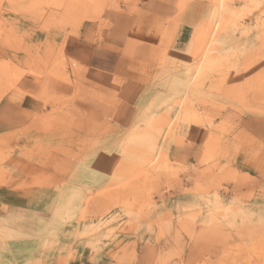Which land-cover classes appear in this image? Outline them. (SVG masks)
<instances>
[{
	"label": "rangeland",
	"instance_id": "1",
	"mask_svg": "<svg viewBox=\"0 0 264 264\" xmlns=\"http://www.w3.org/2000/svg\"><path fill=\"white\" fill-rule=\"evenodd\" d=\"M151 2L0 0V107L20 81H58L65 46L82 55L66 58V99L60 106L49 89L44 120H12L2 135L14 114H0V211L13 213V195L29 198L34 214L6 216L15 233L5 239L33 246L30 230L46 219L44 230L60 231L48 242L50 264H264V0ZM170 7L195 23L194 50L128 58L129 73L115 83L146 86L135 124L75 121V88L93 77L90 60H121L98 55L96 40L76 48L81 22L107 30L116 16L136 20L135 9ZM149 20L138 24L157 27ZM6 259L39 263L30 253Z\"/></svg>",
	"mask_w": 264,
	"mask_h": 264
},
{
	"label": "crops",
	"instance_id": "2",
	"mask_svg": "<svg viewBox=\"0 0 264 264\" xmlns=\"http://www.w3.org/2000/svg\"><path fill=\"white\" fill-rule=\"evenodd\" d=\"M134 2L135 6L139 5L142 8L144 7V9H146V6L149 4L150 7H155V4L151 2V0H134ZM135 10L137 16L136 20L135 18L125 19L116 16L113 18L115 21L110 24L111 27L107 30H100L101 24L95 22V20L81 22L78 30L79 32L75 36L78 42L76 43V48L90 47L92 49V47H94L92 46L94 43L93 41L96 40L100 42L98 46L94 48L97 53H99L98 55L102 53L106 55V57H114L115 54L117 56L120 54L119 57H121V60L113 64H109L108 62L100 63L98 62L99 60L94 59L90 60L92 63L94 62L96 64H94L95 66L93 65L94 67L91 69V71L94 72L92 73L93 77L88 83H78V87L76 86L75 88L76 97L73 109L75 121L86 120L94 124L111 126L112 129L114 128L117 130H127L131 128L137 121L139 114L142 115L139 110L142 106V99L147 94V91L146 86L140 80L129 78L118 82V84L115 83L117 76L123 75L125 78V74L129 73L130 65L128 63V58H132L131 60L133 62H135L134 60L136 58L141 61L144 57L146 59L154 54L178 58L190 54L192 50H194L195 23L189 20L187 15L179 16L171 7L169 9L161 8L162 14L160 15L156 14L155 10L149 15H146V12L141 10V8ZM142 18L145 19V22L150 18L151 20L148 21V25H157V27H152L149 30L143 29L141 23L138 24L139 19ZM109 20L110 18L106 21L109 22ZM135 26H138V28H135ZM131 48L134 49L133 52H129ZM65 49L66 46L62 48V56L64 58L62 59L63 64L60 65V78L58 81L54 80V78H48L47 76L40 79L35 76L34 80L28 79L25 83L23 81L19 82L16 93L20 94L21 92H26L29 94L27 97H19V95L14 94L15 92H10L4 96L1 102L0 114H6L10 111L14 114V117L6 118L7 121L10 120V123L5 120V123H1L3 124L1 129L2 135H6L9 133H6V131L12 129V120H16L23 124L25 121L30 120H44L45 116L50 115L51 103L49 101V89H54L58 92L60 99L59 105H62L67 95V85L65 82L66 58L68 56L75 57L76 61L80 62L79 58L82 57L81 53L79 54L75 50L71 53H67ZM81 63H78V65H81ZM82 70L77 69L74 72H82ZM10 95H12V97H10ZM63 108L66 109V103H64ZM61 110L60 108V114L57 118L62 119L63 115V119H65L66 115L62 114ZM28 131L29 129H27V132ZM11 134L16 136L23 135H20V132H10V135ZM30 135L34 136L33 134H26L23 136ZM48 167L53 168L50 164ZM79 168L81 169V166ZM61 173L62 172L59 174ZM96 179V175H92L88 178V180H95L94 182H96ZM91 184L94 185L96 183ZM11 199L14 203L9 205V210L13 213L4 214L1 212L2 210L0 211V264H4V262L10 264V259L6 258L11 256L12 252L15 257L17 255L25 256L30 253L32 257L38 256V264H50L52 246L48 244V242L53 238L54 234L52 235V233H59V229L56 231H52L51 228L44 230L43 227L46 225L44 221L47 222V220H38L36 222L37 224H35L36 227L33 226L30 230L33 234V236H31L32 240L26 239V241L34 244L33 246H29L22 242L19 244V241L22 239H5L6 235L4 236V234H8V232L12 234L15 233V230L8 231L5 229L4 224L2 225V221L6 216H34L33 213L28 212L29 206L24 204V201L29 198L12 195ZM48 221L50 222V220ZM38 227H40V231H37ZM36 231L38 234L35 235ZM15 261L17 262V259ZM55 262H57V257Z\"/></svg>",
	"mask_w": 264,
	"mask_h": 264
},
{
	"label": "bare ground",
	"instance_id": "3",
	"mask_svg": "<svg viewBox=\"0 0 264 264\" xmlns=\"http://www.w3.org/2000/svg\"><path fill=\"white\" fill-rule=\"evenodd\" d=\"M219 17V16H218Z\"/></svg>",
	"mask_w": 264,
	"mask_h": 264
}]
</instances>
